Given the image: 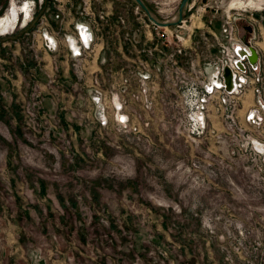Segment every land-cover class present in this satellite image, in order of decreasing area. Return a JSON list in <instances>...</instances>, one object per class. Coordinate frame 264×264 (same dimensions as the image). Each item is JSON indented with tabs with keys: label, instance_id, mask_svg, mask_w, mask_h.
I'll return each mask as SVG.
<instances>
[{
	"label": "rangeland",
	"instance_id": "rangeland-1",
	"mask_svg": "<svg viewBox=\"0 0 264 264\" xmlns=\"http://www.w3.org/2000/svg\"><path fill=\"white\" fill-rule=\"evenodd\" d=\"M25 1L27 24L0 31V264H264L252 94L224 111L211 99L191 134L174 84L177 67L214 54L234 10L251 37L255 0H187L183 23L182 0H141L149 13L135 0H0V17ZM75 23L96 37L78 64L63 41Z\"/></svg>",
	"mask_w": 264,
	"mask_h": 264
},
{
	"label": "built area",
	"instance_id": "built-area-1",
	"mask_svg": "<svg viewBox=\"0 0 264 264\" xmlns=\"http://www.w3.org/2000/svg\"><path fill=\"white\" fill-rule=\"evenodd\" d=\"M262 4L263 6L256 9L259 12L257 15L253 12L244 15L248 33L259 38H254L252 35L251 37L240 35L237 20L243 19V14L234 10V13L226 15L227 20H225L226 17L221 18L222 23L214 54L201 66L192 64L187 70L179 67L175 69L174 84L181 90L183 103L188 110L191 134L200 133L205 126L211 99L216 98L218 105L224 111L229 108L233 109L237 103L242 105L243 97L247 92H251L252 102L244 111L245 122L253 127L264 124V51L262 49L264 45V2ZM151 22L157 28L172 26L158 25L153 20ZM183 22L181 18L179 23ZM74 27L75 32L72 33L74 35H65L63 41L68 55L78 64L87 56L95 53L94 38L96 37L85 24L75 23ZM173 31L174 29H171L172 35ZM175 37L180 38L177 35ZM44 38L45 45L50 50L56 47L54 38L50 35ZM252 49L256 53L255 59H252ZM226 68L230 72L229 85L226 84L224 78ZM102 117L105 118V115L102 114ZM125 119L127 117H123L121 121ZM258 153L262 152L258 151Z\"/></svg>",
	"mask_w": 264,
	"mask_h": 264
},
{
	"label": "bare ground",
	"instance_id": "bare-ground-1",
	"mask_svg": "<svg viewBox=\"0 0 264 264\" xmlns=\"http://www.w3.org/2000/svg\"><path fill=\"white\" fill-rule=\"evenodd\" d=\"M257 2H259V0H255V2L253 1V3H251L249 5L257 7L256 9H258V8H260V5L259 4L257 5ZM23 3L24 4L18 5V6H16L14 2L11 3V6L7 10V12L0 17V31H2V33L6 29H8L10 27H13L18 21H20L19 18H18L19 14H22L21 26H25L27 24V22L30 20V17H31V6H30L28 1H25ZM162 26H165V25H162ZM166 27H168V26H166Z\"/></svg>",
	"mask_w": 264,
	"mask_h": 264
},
{
	"label": "water",
	"instance_id": "water-1",
	"mask_svg": "<svg viewBox=\"0 0 264 264\" xmlns=\"http://www.w3.org/2000/svg\"><path fill=\"white\" fill-rule=\"evenodd\" d=\"M137 2L138 5H140L147 13L148 10L147 8L145 7V5L143 4V2L141 0H135ZM187 2V0H182L181 2V5H180V9H179V18H178V21H180V19L182 18V9H183V6L185 5V3ZM150 19H152L156 24L158 25H167L165 23H161V22H158L156 20H154L151 16H150ZM252 59H255L256 58V53H255V50L252 49ZM224 77H225V82L227 85H229L230 83V72L229 70L226 68L225 69V72H224Z\"/></svg>",
	"mask_w": 264,
	"mask_h": 264
},
{
	"label": "crops",
	"instance_id": "crops-1",
	"mask_svg": "<svg viewBox=\"0 0 264 264\" xmlns=\"http://www.w3.org/2000/svg\"><path fill=\"white\" fill-rule=\"evenodd\" d=\"M69 23H71L70 21L69 22H66L65 26H64V30L68 31V30H71V26L69 25ZM97 46H99V50L97 51V48H96V54L94 55L95 57H98V53L100 54L101 53V50L103 48V44L100 43V45L97 44ZM262 49L264 51V47L262 46ZM106 55V54H105Z\"/></svg>",
	"mask_w": 264,
	"mask_h": 264
},
{
	"label": "flooded vegetation",
	"instance_id": "flooded-vegetation-1",
	"mask_svg": "<svg viewBox=\"0 0 264 264\" xmlns=\"http://www.w3.org/2000/svg\"><path fill=\"white\" fill-rule=\"evenodd\" d=\"M235 3H238V4H239V3H240V1H239V0H236V2H235Z\"/></svg>",
	"mask_w": 264,
	"mask_h": 264
}]
</instances>
